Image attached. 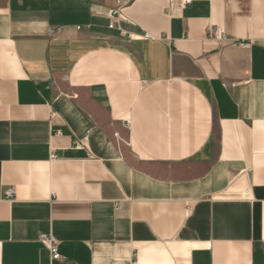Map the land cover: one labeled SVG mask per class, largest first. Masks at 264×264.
I'll use <instances>...</instances> for the list:
<instances>
[{
	"label": "crops",
	"instance_id": "1",
	"mask_svg": "<svg viewBox=\"0 0 264 264\" xmlns=\"http://www.w3.org/2000/svg\"><path fill=\"white\" fill-rule=\"evenodd\" d=\"M118 2L0 0V264H264V0Z\"/></svg>",
	"mask_w": 264,
	"mask_h": 264
},
{
	"label": "built area",
	"instance_id": "2",
	"mask_svg": "<svg viewBox=\"0 0 264 264\" xmlns=\"http://www.w3.org/2000/svg\"><path fill=\"white\" fill-rule=\"evenodd\" d=\"M132 0H119V6L110 12V17L112 18V21L109 24L110 28H119L121 29L120 25H118L119 20L122 18V7L130 3ZM81 26H77V28H80ZM122 30V29H121ZM56 29H51V33L54 34ZM208 36L212 38H217L222 42H227V43H234V44H239L242 47H249L251 42L242 40V39H236V38H230L227 34H225L222 31H219L215 29L214 27H210L208 30ZM146 38L153 39L155 38L154 35L150 33H146L144 35ZM85 141H79L76 143L77 148H81L84 146ZM6 195L8 197H14L15 195V190L14 188H10L9 190L6 191ZM41 241L42 243L49 249L51 253V257L53 260L55 259H61L62 256L59 252V242L51 235V234H45L41 236Z\"/></svg>",
	"mask_w": 264,
	"mask_h": 264
}]
</instances>
